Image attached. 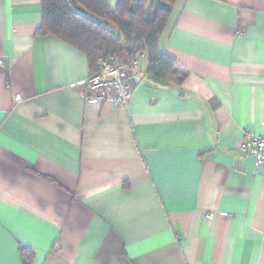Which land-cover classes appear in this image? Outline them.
<instances>
[{"label": "crops", "instance_id": "obj_1", "mask_svg": "<svg viewBox=\"0 0 264 264\" xmlns=\"http://www.w3.org/2000/svg\"><path fill=\"white\" fill-rule=\"evenodd\" d=\"M42 12L0 0V264L22 247L31 264H264V167L242 151L264 135V0H177L159 48L188 78L162 87L144 60L128 108L87 103L88 59L36 36Z\"/></svg>", "mask_w": 264, "mask_h": 264}, {"label": "trees", "instance_id": "obj_2", "mask_svg": "<svg viewBox=\"0 0 264 264\" xmlns=\"http://www.w3.org/2000/svg\"><path fill=\"white\" fill-rule=\"evenodd\" d=\"M177 0H42V22L36 36H54L86 55L94 74L101 59L131 66L137 52L147 56V75L162 86H182L189 71L159 48ZM157 5L153 18L148 8ZM24 264L34 254L21 248Z\"/></svg>", "mask_w": 264, "mask_h": 264}, {"label": "built area", "instance_id": "obj_3", "mask_svg": "<svg viewBox=\"0 0 264 264\" xmlns=\"http://www.w3.org/2000/svg\"><path fill=\"white\" fill-rule=\"evenodd\" d=\"M147 60L143 52H137L131 66H116L101 59L98 68L85 81V95L88 104L109 105L114 108H128L133 98V87L128 81L129 72L140 67L142 61ZM0 57V67L4 65ZM21 96L15 97L20 102ZM245 140L242 151L253 156L258 168L264 167V135L257 136L249 131L244 132Z\"/></svg>", "mask_w": 264, "mask_h": 264}]
</instances>
